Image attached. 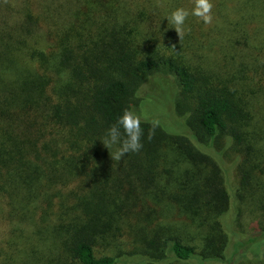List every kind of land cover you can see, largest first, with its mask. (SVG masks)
<instances>
[{
    "label": "trees",
    "instance_id": "1",
    "mask_svg": "<svg viewBox=\"0 0 264 264\" xmlns=\"http://www.w3.org/2000/svg\"><path fill=\"white\" fill-rule=\"evenodd\" d=\"M57 1L0 16V200L17 241L47 264H264V225L233 224L221 166L226 149L252 164L264 217V0H212L213 22L190 16L181 36L165 17L194 0ZM156 84L186 111L181 134L141 115ZM125 109L143 147L118 160L103 141ZM168 148L204 178L179 175ZM121 242L133 251L98 253Z\"/></svg>",
    "mask_w": 264,
    "mask_h": 264
},
{
    "label": "rangeland",
    "instance_id": "2",
    "mask_svg": "<svg viewBox=\"0 0 264 264\" xmlns=\"http://www.w3.org/2000/svg\"><path fill=\"white\" fill-rule=\"evenodd\" d=\"M2 2L7 3L4 7V10L6 9V6H10L9 9L11 12L7 14L3 10L0 9V16L5 15L4 17L8 16L11 18H15L19 14L18 8H22V6H25L26 0H0ZM36 4L40 3V0H35ZM58 3H61L63 6H70L72 3H74V0L65 1V0H58ZM68 3V4H67ZM67 4V5H66ZM152 87L157 92L155 95V98H152V101L148 104H145L141 108L142 116L148 118L149 116L153 119L159 120L162 127L167 130L172 135H178L181 134L184 129L182 126V122L185 120L186 117V111L184 110L182 113L176 114L175 112H172L170 108V103L167 100L168 92L166 90H161L160 86L158 84L152 85ZM264 135V133H262ZM199 150L203 153H209L212 154L210 151V148L207 146L197 145ZM237 150V148H236ZM169 154V160L173 161L176 159L175 166H178L180 164L179 169V175L181 176H187L191 173H198L200 168V178H204L206 174V168L203 164L198 163H192L189 160H187L185 157H176V153L171 149H166ZM244 156H241L232 149H226L221 156V166H223L225 172H226V180L228 184V190L232 197V207L231 211L234 215L232 222L233 224L238 225L241 224L246 228V231L248 226L250 224H255L257 220H260L262 224L264 225V217H261L260 214L262 212L258 209L257 201L260 203L261 198L259 196L253 195V199H250L249 196H251V192H249V185L248 180H242V176L246 177L248 174V177L251 175L252 172V164L249 166L246 164V160L243 159ZM199 160V159H198ZM239 163V164H238ZM212 169V165L210 166ZM215 170V169H213ZM212 174V172L210 173ZM245 185V186H244ZM179 188L176 186L171 187L172 192L179 193ZM169 193V191H168ZM239 194V195H238ZM249 195V196H247ZM247 196V197H246ZM149 199H152L151 197L147 196ZM163 202H166L163 207L166 212L170 213L168 217L175 222L180 217L177 213V209L171 208L170 200L168 198H165ZM24 214H28V212H25ZM8 216H7V206L5 203L1 202L0 200V264H47L45 260L51 261L49 259V252L44 250H37V254H39L38 257H34L35 250L33 249V255H31V250L26 249L22 242L17 241L18 233L16 234V238L13 232L14 226L12 227L10 222H8ZM135 221V231L137 233H140L144 230L145 221L140 217H134ZM178 225V224H176ZM16 226V225H15ZM226 226V224H224ZM188 231H194V227L186 226ZM238 231L240 229L238 228ZM194 238L196 235L193 236ZM130 245V244H129ZM36 249V248H35ZM128 251H133L132 249L128 248V244L122 243L120 246H111V248H103L100 249L98 253H109V255L119 253L120 255H123L127 253ZM233 247L229 246L226 250V253L228 255H232L233 253ZM26 252L29 254H26ZM46 252V253H45ZM43 259H40L42 258ZM131 260L129 258L123 259V261ZM135 260V259H132ZM138 261V260H136ZM123 264V263H120ZM125 264V263H124ZM128 264H133L131 261L128 262Z\"/></svg>",
    "mask_w": 264,
    "mask_h": 264
},
{
    "label": "clouds",
    "instance_id": "3",
    "mask_svg": "<svg viewBox=\"0 0 264 264\" xmlns=\"http://www.w3.org/2000/svg\"><path fill=\"white\" fill-rule=\"evenodd\" d=\"M212 8V0H194L190 10L178 7L167 14L165 19L167 25L170 24L172 29L181 36L187 30V21L190 16L198 18L205 25L211 24L213 22ZM141 123V117L135 111L125 109L116 122L107 129L103 144L107 149L115 148V159L119 160L129 153H137L142 149Z\"/></svg>",
    "mask_w": 264,
    "mask_h": 264
}]
</instances>
